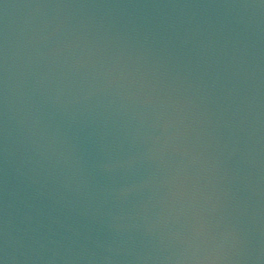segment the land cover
Returning <instances> with one entry per match:
<instances>
[{
	"label": "water",
	"instance_id": "obj_1",
	"mask_svg": "<svg viewBox=\"0 0 264 264\" xmlns=\"http://www.w3.org/2000/svg\"><path fill=\"white\" fill-rule=\"evenodd\" d=\"M0 264H264V0H0Z\"/></svg>",
	"mask_w": 264,
	"mask_h": 264
}]
</instances>
